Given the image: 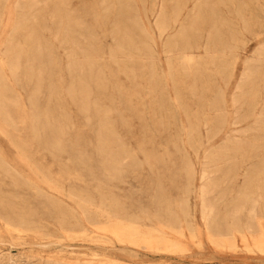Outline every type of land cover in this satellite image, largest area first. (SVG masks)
I'll use <instances>...</instances> for the list:
<instances>
[{
    "label": "rangeland",
    "instance_id": "374dc122",
    "mask_svg": "<svg viewBox=\"0 0 264 264\" xmlns=\"http://www.w3.org/2000/svg\"><path fill=\"white\" fill-rule=\"evenodd\" d=\"M201 2L0 0V61L8 47L20 56L0 85L11 122L0 109V264H264V202L245 205L239 219L232 210L248 172L261 165V175H249L264 179V128L256 125L264 103V0ZM163 4L183 7L177 26L194 22L182 41L168 44L177 26L159 34ZM188 52L197 58L191 71L179 57ZM214 153L221 159L208 165L218 183L205 197L218 211L210 233L201 173ZM263 179L252 191L264 198ZM70 192L92 206L84 209ZM101 205L119 218L100 217ZM80 213L91 228L74 224ZM20 216L37 229L5 223L18 225Z\"/></svg>",
    "mask_w": 264,
    "mask_h": 264
},
{
    "label": "bare ground",
    "instance_id": "6f19581e",
    "mask_svg": "<svg viewBox=\"0 0 264 264\" xmlns=\"http://www.w3.org/2000/svg\"><path fill=\"white\" fill-rule=\"evenodd\" d=\"M219 1V0H218ZM229 1V0H228ZM242 1V0H241ZM145 2V1H144ZM181 2V1H180ZM201 2V0H199V3ZM204 2V1H203ZM223 2V1H222ZM226 2V1H225ZM75 3V2H74ZM128 3V2H127ZM147 3V2H146ZM175 3V2H174ZM202 3V2H201ZM211 4V3H210ZM227 4V3H226ZM136 5V4H135ZM198 5H200V4H198ZM221 5H223V4H221ZM81 6V5H80ZM204 6V5H203ZM210 6V5H209ZM212 6V5H211ZM147 7V6H146ZM145 7V8H146ZM157 7V6H156ZM137 8V7H136ZM173 8V7H172ZM199 8V7H198ZM206 8V7H205ZM217 8V7H216ZM196 9V8H195ZM204 9V8H203ZM209 9V8H208ZM263 9V8H262ZM146 10V9H145ZM20 11V10H19ZM182 11H183V7L182 6H178V7H176V8H174V11H169L168 10V8L163 4L162 6H161V8H160V10L158 11V16H157V19H156V22H155V25L157 26V29H158V31H159V34L161 35V36H163V35H166L172 28H174V27H176L177 26V24H178V21H179V17H180V15H181V13H182ZM60 12V9H59V7H56V9H55V11H54V13L55 14H57L58 15V13ZM191 12V11H190ZM201 12V11H200ZM131 13V12H130ZM137 13V12H136ZM154 13V12H153ZM184 13V12H183ZM212 13V12H211ZM138 14V13H137ZM146 14V13H145ZM197 14V13H196ZM196 14H194V15H196ZM57 15H55V16H57ZM33 16H34V14H33ZM130 16V15H129ZM146 16V15H145ZM182 16V15H181ZM59 16H57V18H58ZM136 17H138V16H136ZM187 17V16H186ZM189 17V16H188ZM218 17V16H217ZM61 19V23H63V16H61L60 17ZM192 18V17H191ZM140 19V18H139ZM141 20V19H140ZM138 21V20H137ZM201 21V20H200ZM229 21V20H228ZM190 22V21H189ZM223 22V21H222ZM192 24H190V23H188V21L187 22H184V21H181L180 22V25H178L177 26V32L174 34V35H172V36H170L169 37V39H168V44H170V43H173V42H177V41H182V38H184V35H185V33H189V29H192V27L194 26V22H191ZM228 23V22H227ZM197 24V23H196ZM201 24V23H200ZM198 25V24H197ZM72 26V21L71 20H69L68 21V24L66 25V27H65V29L66 30H71L70 29V27ZM141 26V30L142 31H144V32H146V29H145V27L141 24L140 25ZM28 26H27V24H21L20 25V27L19 28H27ZM237 27H239V26H237ZM212 28V27H211ZM73 29V28H72ZM235 31V30H234ZM197 32V31H196ZM72 33H73V31H72ZM234 34H235V32H234ZM238 34V33H237ZM222 35V34H221ZM232 36H233V34H232ZM223 37V36H222ZM26 38H27V42H29L30 40H32L33 38H34V32L33 31H30V32H28L27 34H26ZM92 38V37H91ZM191 38V37H190ZM215 38V37H214ZM225 39V38H224ZM74 40V39H73ZM13 41V40H12ZM145 43H146V40H145ZM198 43V42H197ZM146 44H148V42L146 43ZM149 45V44H148ZM151 45V44H150ZM180 45V44H179ZM188 46V45H187ZM186 46V47H187ZM36 47L38 48V49H40V45L39 44H36ZM151 47V46H150ZM173 47V46H172ZM175 47V46H174ZM179 48V47H178ZM185 48V47H184ZM217 48H219V47H217ZM112 49V48H111ZM151 49V48H150ZM175 49V48H174ZM214 49V48H213ZM154 50V49H153ZM187 50V49H186ZM263 50V49H262ZM152 51V50H151ZM149 52V51H148ZM152 52H154V51H152ZM175 52V51H174ZM262 51H260V53H261ZM225 53V52H224ZM262 54V53H261ZM169 55V54H168ZM221 55V54H220ZM224 55V54H223ZM151 56V55H150ZM216 56V55H215ZM36 57V56H35ZM176 57H178V56H176ZM175 57V58H176ZM180 61H183V65H185L186 66V68H187V70H190V69H192L193 67V65L195 64H193V61H194V59H195V55L193 54V53H183V54H181L180 56ZM260 57V56H259ZM19 58H20V56H19V54L18 53H16L15 52V50H14V47H8V50H7V54H6V59H5V57L4 58H1V61H0V85H1V87H3V84H2V81L4 80V74H5V68H9L10 70H14V69H17L18 68V66H19ZM172 58V57H171ZM211 58V57H210ZM177 59V58H176ZM197 59V58H196ZM196 59H195V62H196ZM235 59V58H234ZM35 60V59H34ZM263 60V59H262ZM74 61H75V59L72 57L71 59H70V64H69V67L70 68H73L74 66H75V64H74ZM87 61H88V63H94V58L93 57H91V56H89L88 58H87ZM117 62V61H116ZM178 62V61H177ZM258 62H260V61H258ZM168 64H169V74L170 75H173L174 73L172 72V67H173V65L171 66V61H170V58L168 59ZM177 65V64H176ZM183 67V66H182ZM181 67V68H182ZM150 69H151V77L152 78H155V79H160V74H159V72H157L155 69H154V67H150ZM195 69V68H194ZM203 69V68H202ZM205 69V68H204ZM217 70V69H216ZM218 70H220V69H218ZM178 71V70H177ZM191 71V70H190ZM196 71V70H195ZM194 71V72H195ZM183 72V71H182ZM173 73V74H172ZM204 73V72H203ZM184 74V73H183ZM208 74V73H207ZM206 74V75H207ZM192 75V74H191ZM263 75V74H262ZM223 76V75H222ZM229 76V75H228ZM244 77H243V80H245V79H247L248 77H249V75L247 74V72L246 73H244V75H243ZM252 76V75H251ZM194 77V76H193ZM207 77V76H206ZM39 78V80H40V76L38 77ZM190 78V77H189ZM204 78V77H203ZM208 79V78H207ZM162 80H165L164 79V76H163V78H162ZM200 82V81H199ZM211 82V81H210ZM243 82V81H242ZM242 82H240V83H242ZM244 83V82H243ZM242 83V84H243ZM259 83V82H258ZM198 82H197V80H194L193 81V83H192V85H191V88L194 90V91H197L198 90ZM201 84V83H200ZM212 84V83H211ZM175 85H176V83H175ZM240 85V84H239ZM201 86V85H200ZM205 86V85H204ZM242 86L243 85H240V88H242ZM253 86V85H252ZM190 87V86H189ZM249 87V86H248ZM180 88V87H179ZM252 88V87H251ZM247 89V88H246ZM201 90V89H200ZM242 91V90H241ZM199 92V91H198ZM245 92V91H244ZM191 93V92H190ZM243 93V92H242ZM235 95V94H234ZM170 98V97H169ZM197 98V97H196ZM254 98V97H253ZM237 100V99H236ZM244 102H245V100H244ZM185 105V104H184ZM188 105V104H187ZM23 107H24V105H23ZM201 107H203V106H201ZM200 107V108H201ZM185 108V107H184ZM204 108V107H203ZM240 108V107H239ZM0 109H2L1 111H2V116L4 117V119H3V121H4V123L6 124V125H11V122H10V114L5 110V107H4V105L3 104H1V102H0ZM249 110V109H248ZM254 111V110H253ZM250 112V111H249ZM225 113H227V112H225ZM217 114V113H216ZM242 114V113H241ZM261 115V117H257V120H256V125L258 126V127H261V128H264V103H263V108H262V110H261V113H260ZM203 115V114H202ZM239 115V114H238ZM205 116V115H204ZM242 116V115H241ZM247 117V116H246ZM218 119V118H217ZM251 119V118H250ZM198 120V119H197ZM227 120V119H226ZM215 121V120H214ZM244 121V120H243ZM245 122V121H244ZM208 123V122H207ZM216 126V125H215ZM256 127V126H255ZM195 128V127H194ZM193 128V129H194ZM211 128V127H210ZM0 129H2V126H1V123H0ZM190 129V128H189ZM210 130V129H209ZM261 131V130H260ZM191 132H192V130H191ZM190 133V132H189ZM232 134V133H231ZM253 134V133H252ZM259 134V133H258ZM262 135V134H261ZM235 136V135H234ZM244 136V135H243ZM192 137V136H191ZM238 137V136H237ZM203 138V137H202ZM230 138V137H229ZM216 139V138H215ZM231 139V138H230ZM209 140V139H208ZM246 141H248V140H246ZM260 142V141H259ZM227 143V142H226ZM242 144V143H241ZM257 145V144H256ZM239 146V145H238ZM242 147V146H241ZM256 147V146H255ZM258 147V146H257ZM230 148V147H229ZM213 149V148H212ZM229 150V149H228ZM254 150V149H253ZM264 150V149H263ZM208 153V152H207ZM211 153V152H210ZM213 153V152H212ZM248 153V152H247ZM253 153V152H252ZM219 154V153H218ZM255 155V154H254ZM229 156V155H228ZM260 156V155H259ZM233 157V156H232ZM244 157H246V156H244ZM256 157V156H255ZM217 159H219V161H216ZM220 156H218V155H215V153L214 154H210V155H207L206 156V161H205V166H204V168L202 169V173H201V178L204 180H206V182H205V185L202 187V189H201V197H202V215H203V218H205L206 219V225H207V229H208V232H210V233H212V229L214 228V225H215V220H216V218H217V213H216V209H214L212 206H210L207 202H206V200H205V197H206V195H208V194H210V193H212V191L213 190H215L217 187H218V183L216 182V181H214L213 180V178H211L209 175H210V173H211V170H210V167L208 166L209 164H211V163H215V161L216 162H220ZM229 159H231L230 157H229ZM247 159V158H246ZM226 160V159H225ZM229 163V162H228ZM232 163V162H231ZM217 164V163H216ZM222 164V163H221ZM257 166H258V164H257ZM215 167V166H214ZM218 167V166H217ZM236 167V166H235ZM187 168H188V171H189V173H191V175L193 174V169H192V166L191 165H188L187 166ZM213 168V167H212ZM232 169V168H231ZM238 169H240V168H238ZM34 170L36 171V172H39V170L36 168V167H34ZM239 171V170H238ZM263 172V166H258L257 168H255V170H253V171H251V172H248L247 173V178H246V182H245V185H244V187H243V190L240 192L241 194H240V196L238 197V198H236V200L235 201H233L232 202V206H233V212H234V215H235V219H239V216H240V214H241V212L244 210V206L245 205H247V204H257V205H261V204H263V202H264V198L262 197L263 195H262V193H261V190H256V189H262V183H260L259 181H262L261 179H263L262 178V176H250L249 174H254V173H262ZM259 174H257V175H259ZM261 175V174H260ZM227 177H232V179H235L233 176H227ZM236 178H237V176H236ZM43 179L44 180H47V181H49L50 179L49 178H47V177H44L43 176ZM258 181L257 183H255V191H252V186H253V184H254V181ZM264 180V179H263ZM235 182V181H234ZM234 184V183H233ZM55 188H60V186H58V185H55L54 186ZM64 190V189H63ZM257 194V195H256ZM257 196V197H254V196ZM69 196L72 198V199H74L75 201H79L78 202V204H80L81 205V207H83L84 209L85 208H89V207H91L92 206V202H89V201H82L81 199H80V197H78V195L77 194H75V193H73V192H70L69 193ZM77 199V200H76ZM56 201V200H55ZM51 202H54V200H51ZM84 205V206H83ZM96 209V208H95ZM262 211H263V207H262V209H261ZM260 210V211H261ZM97 213L100 215V217L101 216H103V217H105L106 219H108V220H114V219H118L119 218V216L118 215H116V214H114L110 209H108L106 206H98V208H97ZM228 211V210H227ZM231 211V210H230ZM229 211V212H230ZM261 211V214H262V217L261 218H264V215H263V213L264 212H262ZM91 212V211H90ZM95 212V211H94ZM218 212V211H217ZM228 212V213H229ZM258 212H259V210H258ZM258 212H257V210L256 209H253L252 210V220L254 221V222H256V220H258V215L260 214V212H259V214H258ZM247 215V214H246ZM84 216H86L85 214H82V213H80L79 214V218H78V220L74 223V224H76V225H78V226H82V227H84V228H91V227H87V226H85V224H84V226H83V218H85ZM233 216V215H232ZM20 223L18 224V225H16L15 223H13L10 219H5V223L8 225V227H11V228H13V229H15V230H17V231H25V230H35V229H37V225H36V220H34V219H31V218H26L25 216H20ZM104 219V218H103ZM105 219V220H106ZM92 218H90V220H88L89 221V223H91L93 226H95L94 224H95V221L93 220ZM105 220H104V222H105ZM247 220H248V218H247ZM122 221V220H121ZM246 221V220H245ZM234 223V222H233ZM236 223V222H235ZM234 223V224H235ZM263 222H261V224H262ZM130 224V223H129ZM239 224H240V222H239ZM239 224H238V226H239ZM76 225H72V226H76ZM232 225V224H231ZM6 226V225H5ZM120 226H123V225H120ZM235 225H233L232 227H234ZM190 227H191V229H192V231L193 232H195L196 230H195V227H194V225L193 224H190ZM250 228H252V230H251V233L252 234H254L256 231H257V228H256V225H253L252 227L250 226ZM105 229V228H104ZM62 230H64V231H68L69 230V228H67L66 226H62ZM112 230V229H111ZM124 231V229L123 228H121V229H116V230H114V234L115 235H119V234H121L122 232ZM128 231H131V232H133V233H138V230H136L135 229V226L134 225H130L129 226V230ZM109 232V231H108ZM260 232V231H259ZM237 233V232H236ZM257 236L259 235V233L258 234H256ZM255 235V236H256ZM260 235H262V233H260ZM264 235V234H263ZM219 236V235H218ZM222 236V235H221ZM224 236V235H223ZM245 237V236H244ZM259 237V236H258ZM220 239V238H219ZM260 239V238H259ZM255 240V239H254ZM261 241H263V239L261 238ZM254 243V242H253ZM256 244V243H255ZM259 244H260V242H259ZM262 250V249H261ZM262 252V251H261ZM19 264V263H18Z\"/></svg>",
    "mask_w": 264,
    "mask_h": 264
},
{
    "label": "crops",
    "instance_id": "0c3cea01",
    "mask_svg": "<svg viewBox=\"0 0 264 264\" xmlns=\"http://www.w3.org/2000/svg\"><path fill=\"white\" fill-rule=\"evenodd\" d=\"M235 1V0H234ZM235 32V31H234ZM234 32H233V36L235 37V36H237V32H235V34H234Z\"/></svg>",
    "mask_w": 264,
    "mask_h": 264
}]
</instances>
